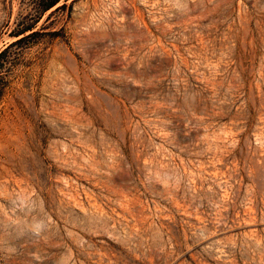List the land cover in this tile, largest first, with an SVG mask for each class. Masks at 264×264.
<instances>
[{"label":"rangeland","instance_id":"rangeland-1","mask_svg":"<svg viewBox=\"0 0 264 264\" xmlns=\"http://www.w3.org/2000/svg\"><path fill=\"white\" fill-rule=\"evenodd\" d=\"M37 2L0 0V264H264V0Z\"/></svg>","mask_w":264,"mask_h":264},{"label":"trees","instance_id":"trees-1","mask_svg":"<svg viewBox=\"0 0 264 264\" xmlns=\"http://www.w3.org/2000/svg\"><path fill=\"white\" fill-rule=\"evenodd\" d=\"M60 0H38L37 2V8H38V20L42 17V15L49 11L50 9H52L54 6H56L59 3ZM64 4L60 5L59 7H63ZM58 8V7H57ZM33 29V25L32 24H23L20 25L19 28H17V30L12 32V35L18 37L20 35H22L20 38H18L16 41L14 42H20L23 39H25L29 34H26L27 32L31 31ZM4 53V50L0 52V58L2 57Z\"/></svg>","mask_w":264,"mask_h":264},{"label":"bare ground","instance_id":"bare-ground-1","mask_svg":"<svg viewBox=\"0 0 264 264\" xmlns=\"http://www.w3.org/2000/svg\"><path fill=\"white\" fill-rule=\"evenodd\" d=\"M247 233V232H246Z\"/></svg>","mask_w":264,"mask_h":264}]
</instances>
